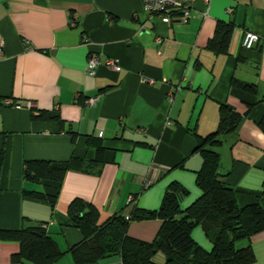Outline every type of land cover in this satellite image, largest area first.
Here are the masks:
<instances>
[{
    "label": "crops",
    "instance_id": "0c3cea01",
    "mask_svg": "<svg viewBox=\"0 0 264 264\" xmlns=\"http://www.w3.org/2000/svg\"><path fill=\"white\" fill-rule=\"evenodd\" d=\"M184 2L191 9L185 25L147 14L142 0H0V229L42 223L63 253L55 264H74L68 250L81 233L62 223L74 198L95 206L102 223L135 206L157 209L178 181L189 191L181 207L188 206L200 194L196 136L217 129L220 106L241 120L215 148L219 171L239 206L258 201L264 209V0ZM219 23L233 26L225 51L209 47ZM249 31L258 40L246 48ZM91 52L100 60L93 75L86 70ZM108 58L118 70L105 65ZM239 83L255 84L257 93ZM27 100L33 110L15 108ZM71 158L82 169L67 170L59 184L24 177L27 160ZM30 191L56 195L54 208ZM161 223L131 220L128 234L151 241ZM193 237L211 247L201 227ZM247 244L251 264H264V230ZM18 251L17 241L0 239V264H18L11 260Z\"/></svg>",
    "mask_w": 264,
    "mask_h": 264
},
{
    "label": "trees",
    "instance_id": "16d2710c",
    "mask_svg": "<svg viewBox=\"0 0 264 264\" xmlns=\"http://www.w3.org/2000/svg\"><path fill=\"white\" fill-rule=\"evenodd\" d=\"M233 26L219 23L209 47L225 51ZM239 86L257 93L253 83ZM39 118V116H34ZM41 115V118H44ZM241 120L240 114L220 106L217 129L206 135L197 134V149L202 164L196 172L199 196L188 206L181 201L189 191L178 181L166 187L157 209L139 207L131 211L117 212L99 223V211L90 202L74 198L68 205L64 224L77 228L81 239L68 250L74 264H99L111 255H119L121 264H251L255 253L250 244L238 247L239 240L250 239L264 230V209L258 201L239 206L234 187L220 173V154L215 149L221 145V137L235 131ZM264 132V117L258 123ZM0 151V172L3 165ZM80 160L66 161L34 159L24 162V177L31 182L54 181L61 183L67 170L82 169ZM28 195L44 199L54 208L56 195L43 191H30ZM129 215V218H126ZM160 218L162 223L155 238L145 241L128 234L131 220ZM201 227L211 241L209 249L197 243L193 230ZM0 239L19 243V251L11 256L18 264H55L63 255L42 223L22 226L19 229H0ZM163 254L164 261L155 256Z\"/></svg>",
    "mask_w": 264,
    "mask_h": 264
},
{
    "label": "built area",
    "instance_id": "2783aa9c",
    "mask_svg": "<svg viewBox=\"0 0 264 264\" xmlns=\"http://www.w3.org/2000/svg\"><path fill=\"white\" fill-rule=\"evenodd\" d=\"M208 1V0H206ZM142 6L144 11L149 15L158 16L164 22H177L179 24H187L191 18V9L189 4L184 2V0H142ZM69 25L75 26V19H69ZM84 39H86L84 37ZM258 40V35L254 32H245L242 39V46L246 48L252 47L255 42ZM156 41L160 43L162 40L160 37L156 38ZM1 43H0V52H1ZM100 64V60L96 53L91 52L87 58L86 70L89 75H93L96 66ZM105 65L113 70H118L119 66L117 61L113 58H108L105 61ZM93 98L87 100V103H92ZM5 103H10L8 100H5ZM33 102L27 100L26 104L23 106L22 103L18 102L15 104V108L20 109L26 107L29 110H33ZM126 218H129V215H126Z\"/></svg>",
    "mask_w": 264,
    "mask_h": 264
},
{
    "label": "rangeland",
    "instance_id": "374dc122",
    "mask_svg": "<svg viewBox=\"0 0 264 264\" xmlns=\"http://www.w3.org/2000/svg\"><path fill=\"white\" fill-rule=\"evenodd\" d=\"M245 240V239H244ZM244 240H239V241H237L236 242V245L238 246V247H242L243 246V241ZM157 258V257H156ZM162 261H164V257H163V260Z\"/></svg>",
    "mask_w": 264,
    "mask_h": 264
}]
</instances>
